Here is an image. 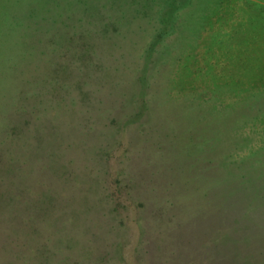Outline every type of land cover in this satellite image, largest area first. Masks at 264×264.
Wrapping results in <instances>:
<instances>
[{
    "label": "rangeland",
    "instance_id": "1",
    "mask_svg": "<svg viewBox=\"0 0 264 264\" xmlns=\"http://www.w3.org/2000/svg\"><path fill=\"white\" fill-rule=\"evenodd\" d=\"M0 264H264V0H0Z\"/></svg>",
    "mask_w": 264,
    "mask_h": 264
},
{
    "label": "trees",
    "instance_id": "2",
    "mask_svg": "<svg viewBox=\"0 0 264 264\" xmlns=\"http://www.w3.org/2000/svg\"><path fill=\"white\" fill-rule=\"evenodd\" d=\"M115 207H116V208L119 207V202H118V201L116 202V206H115ZM116 210H117V209H116Z\"/></svg>",
    "mask_w": 264,
    "mask_h": 264
}]
</instances>
